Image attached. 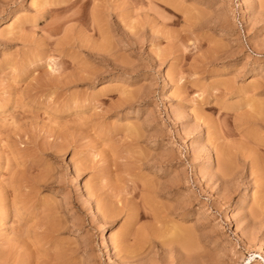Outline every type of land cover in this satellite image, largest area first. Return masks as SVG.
<instances>
[{
    "label": "rangeland",
    "instance_id": "rangeland-1",
    "mask_svg": "<svg viewBox=\"0 0 264 264\" xmlns=\"http://www.w3.org/2000/svg\"><path fill=\"white\" fill-rule=\"evenodd\" d=\"M0 264H264V0H0Z\"/></svg>",
    "mask_w": 264,
    "mask_h": 264
},
{
    "label": "bare ground",
    "instance_id": "bare-ground-1",
    "mask_svg": "<svg viewBox=\"0 0 264 264\" xmlns=\"http://www.w3.org/2000/svg\"><path fill=\"white\" fill-rule=\"evenodd\" d=\"M223 159L225 160V158H223ZM227 159H228V158H227ZM227 159H226V160H227ZM214 161H215V160H214ZM222 162H223V161H222ZM222 162H221V163H222ZM225 162H226V161L223 162V165H224V164L226 165V163H227L228 161H227L226 163H225ZM221 165H222V164H221ZM225 165H224V166H225ZM228 167H229V166H228ZM226 168H227V167H226ZM95 206H96V205H95ZM98 206H99V205H98ZM108 208H109V207H108ZM255 209H256V208H255ZM105 210H107V209H105ZM108 211H109V210H108ZM102 212H103V211H102ZM254 213H255V212H254ZM102 217H103V216H102ZM102 217H101V218H102ZM104 236H105L106 239H107V235H104ZM109 242H110V241H109ZM123 248H124V247H123ZM124 249H125V248H124ZM122 250H123V249H122ZM126 250H127V249H126Z\"/></svg>",
    "mask_w": 264,
    "mask_h": 264
}]
</instances>
